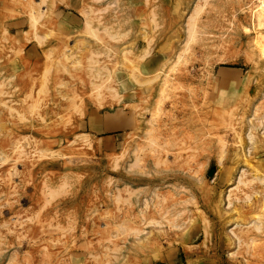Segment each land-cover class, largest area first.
<instances>
[{
    "label": "rangeland",
    "instance_id": "1",
    "mask_svg": "<svg viewBox=\"0 0 264 264\" xmlns=\"http://www.w3.org/2000/svg\"><path fill=\"white\" fill-rule=\"evenodd\" d=\"M263 181L264 0H0V264H264Z\"/></svg>",
    "mask_w": 264,
    "mask_h": 264
},
{
    "label": "bare ground",
    "instance_id": "2",
    "mask_svg": "<svg viewBox=\"0 0 264 264\" xmlns=\"http://www.w3.org/2000/svg\"><path fill=\"white\" fill-rule=\"evenodd\" d=\"M30 20L33 21L32 18H30ZM30 20H29V21H30ZM20 50H21V49H20ZM83 134H84V133H83ZM82 136H84V135H80V134L78 135V134H77V137H82ZM106 180H108V179H106ZM237 181H238V180H237ZM261 181H262V180H261ZM263 183H264V181H263ZM234 187H235V186H234ZM234 187H233V188H234ZM231 188H232V187H231ZM154 195H155V194H154ZM204 223H205V222H204Z\"/></svg>",
    "mask_w": 264,
    "mask_h": 264
},
{
    "label": "crops",
    "instance_id": "3",
    "mask_svg": "<svg viewBox=\"0 0 264 264\" xmlns=\"http://www.w3.org/2000/svg\"><path fill=\"white\" fill-rule=\"evenodd\" d=\"M71 4H72V3H71ZM71 4H70V5H71ZM73 5L75 6V4H74V3H73Z\"/></svg>",
    "mask_w": 264,
    "mask_h": 264
}]
</instances>
